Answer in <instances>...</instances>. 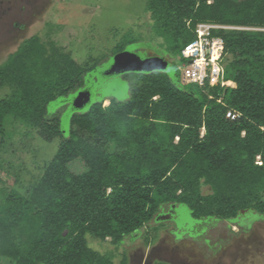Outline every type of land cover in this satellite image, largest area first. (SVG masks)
I'll return each instance as SVG.
<instances>
[{
    "label": "trees",
    "instance_id": "trees-1",
    "mask_svg": "<svg viewBox=\"0 0 264 264\" xmlns=\"http://www.w3.org/2000/svg\"><path fill=\"white\" fill-rule=\"evenodd\" d=\"M146 11L178 52L200 23L236 27L216 32L235 86L187 89L163 72L137 73L127 101L75 112L65 138L48 107L83 89L96 64L26 39L0 64V135L17 120L61 143L29 196L12 190L0 203V255L9 264H114L87 236L120 245L170 204L195 219L264 215V0H147ZM78 159L86 171L75 174L69 165Z\"/></svg>",
    "mask_w": 264,
    "mask_h": 264
},
{
    "label": "rangeland",
    "instance_id": "rangeland-1",
    "mask_svg": "<svg viewBox=\"0 0 264 264\" xmlns=\"http://www.w3.org/2000/svg\"><path fill=\"white\" fill-rule=\"evenodd\" d=\"M146 5L147 0H54L43 15L18 19L11 16L0 24V64L24 39L38 36L42 41H52L70 52L80 65L96 64V70L85 79V89L93 93L92 104L103 100V107H107L112 99L127 101L130 98L133 76L137 74L106 75L116 55L115 46L125 44L126 51L140 50L141 57H166L168 68L164 73L177 86L194 88L183 83L178 66L186 61L181 52L171 50L168 37L158 32ZM15 23H19V28ZM132 40L136 43L128 44ZM80 91L84 90L58 99L48 107L50 115L59 116L65 138L70 135L72 115L83 113L90 106L83 111L73 108L72 103ZM60 143V138L45 140L35 128L17 120L7 122L4 134L0 135V203L12 190L29 196ZM69 168L75 174L86 171L80 159ZM203 193H210V188L203 187ZM178 213L176 222L156 219L120 245L90 235L87 241L91 248L109 256L114 264H121L124 255L128 257V264H154L155 260L173 264H264V215L250 212L232 222L195 219L185 205H179ZM161 215L164 214L157 217ZM9 263L0 255V264Z\"/></svg>",
    "mask_w": 264,
    "mask_h": 264
},
{
    "label": "built area",
    "instance_id": "built-area-1",
    "mask_svg": "<svg viewBox=\"0 0 264 264\" xmlns=\"http://www.w3.org/2000/svg\"><path fill=\"white\" fill-rule=\"evenodd\" d=\"M228 29L223 25L200 23L195 29V38L181 51L182 59L186 62L178 66L182 71V81L185 84L198 87H234L232 81L225 79L223 57L225 42L216 34L217 31ZM241 117L239 112H228V118L237 120Z\"/></svg>",
    "mask_w": 264,
    "mask_h": 264
},
{
    "label": "water",
    "instance_id": "water-1",
    "mask_svg": "<svg viewBox=\"0 0 264 264\" xmlns=\"http://www.w3.org/2000/svg\"><path fill=\"white\" fill-rule=\"evenodd\" d=\"M140 50L135 52L122 51L117 53L112 61L110 69L107 71V76H122L128 73H144L165 72L168 68V60L162 55L145 56L139 55ZM92 103V95L89 90L80 91L74 99L72 105L77 111L85 109ZM176 205H173L168 215L156 217L158 221H164L174 214ZM248 211L243 210L241 215H245Z\"/></svg>",
    "mask_w": 264,
    "mask_h": 264
},
{
    "label": "flooded vegetation",
    "instance_id": "flooded-vegetation-1",
    "mask_svg": "<svg viewBox=\"0 0 264 264\" xmlns=\"http://www.w3.org/2000/svg\"><path fill=\"white\" fill-rule=\"evenodd\" d=\"M53 3H54V0H7V3L5 0H0V24L3 23L4 20H7V18L11 16H14L15 19H18L23 16L26 18L27 17L32 18V16L36 17V15L38 14L43 15L46 13L48 9H50ZM15 26L16 28H19V23H15ZM21 28L24 29L25 26L22 25ZM25 40L26 39H24V41ZM85 88L86 86L83 88V90H86ZM89 91L91 92V95L93 96L91 89H89ZM173 205L175 204H170L166 206L159 212V214L168 215ZM178 207L179 206L176 205L174 214L167 220L171 219L175 222L178 220L179 218ZM159 214L157 216H159ZM158 262L159 263L162 262L165 264H173L169 261H162V260H155L154 264Z\"/></svg>",
    "mask_w": 264,
    "mask_h": 264
}]
</instances>
